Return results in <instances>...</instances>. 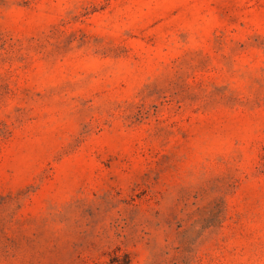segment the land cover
I'll return each instance as SVG.
<instances>
[{"label":"rangeland","instance_id":"rangeland-1","mask_svg":"<svg viewBox=\"0 0 264 264\" xmlns=\"http://www.w3.org/2000/svg\"><path fill=\"white\" fill-rule=\"evenodd\" d=\"M0 264H264V0H0Z\"/></svg>","mask_w":264,"mask_h":264}]
</instances>
